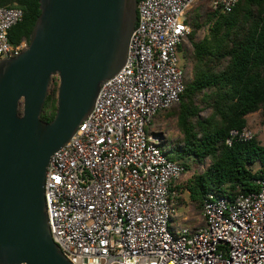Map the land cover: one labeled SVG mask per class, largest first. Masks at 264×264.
Listing matches in <instances>:
<instances>
[{
    "label": "built area",
    "instance_id": "1",
    "mask_svg": "<svg viewBox=\"0 0 264 264\" xmlns=\"http://www.w3.org/2000/svg\"><path fill=\"white\" fill-rule=\"evenodd\" d=\"M199 0H139L123 67L100 88L93 109L49 161L44 201L51 238L71 264H264V180L259 190L201 202L196 230L173 226L185 167L167 157L148 126L180 102L186 73L180 50ZM240 0H210L231 13ZM19 8L0 7V61L21 54L10 44ZM247 128L225 140L249 141Z\"/></svg>",
    "mask_w": 264,
    "mask_h": 264
},
{
    "label": "water",
    "instance_id": "2",
    "mask_svg": "<svg viewBox=\"0 0 264 264\" xmlns=\"http://www.w3.org/2000/svg\"><path fill=\"white\" fill-rule=\"evenodd\" d=\"M28 46L0 61V264H71L51 238L46 170L124 65L137 0H38ZM56 110L40 116L52 80Z\"/></svg>",
    "mask_w": 264,
    "mask_h": 264
},
{
    "label": "trees",
    "instance_id": "3",
    "mask_svg": "<svg viewBox=\"0 0 264 264\" xmlns=\"http://www.w3.org/2000/svg\"><path fill=\"white\" fill-rule=\"evenodd\" d=\"M38 6V0H0V7L23 12L22 20L8 31L10 44L28 42ZM206 22L207 35L193 42V72L173 113L181 134L172 148L175 161L185 171L189 170L185 160L209 161L202 173L177 187L179 196L187 191L199 207L208 192L225 197L248 194L258 191L257 181L264 180V145L254 137L225 144L231 130L247 127L250 114L260 111L264 125V0H240L229 14L210 10ZM199 27L192 23L191 42ZM56 92L53 79L40 116L44 122L53 119ZM202 108L210 110L208 117L199 115ZM256 163L259 168L254 170Z\"/></svg>",
    "mask_w": 264,
    "mask_h": 264
},
{
    "label": "rangeland",
    "instance_id": "4",
    "mask_svg": "<svg viewBox=\"0 0 264 264\" xmlns=\"http://www.w3.org/2000/svg\"><path fill=\"white\" fill-rule=\"evenodd\" d=\"M210 12L209 0H199L188 12V19L192 23L196 22L200 25L199 28L195 30L193 40L190 39L184 44L183 49L180 50L179 58L185 69L186 82L189 81L192 75V68L194 65V48L193 42L201 41L204 36L207 35L208 24L206 22L207 13ZM192 32V30H191ZM180 103V102H179ZM179 103L167 111L160 112L155 116L151 124L148 126L151 133L158 134L161 137V145L167 151V157L170 160H174L176 151L172 148L180 141L181 134L177 126L176 117L173 115L179 108ZM172 114V115H171ZM201 117H208L210 115V110L202 108L199 114ZM247 129L251 131L253 137L261 144L264 145V125H262L261 112H255L246 117ZM185 164L188 165V171H185L181 180L179 181V186L185 185V183L192 177L194 173H202L205 167L208 165L209 161L205 160L204 163L200 164L197 161L185 160ZM259 168L258 163L253 166L254 170ZM176 218L173 219V226L177 227H193L200 225L201 207L195 202H193L187 191H181L179 196V207L176 210Z\"/></svg>",
    "mask_w": 264,
    "mask_h": 264
},
{
    "label": "crops",
    "instance_id": "5",
    "mask_svg": "<svg viewBox=\"0 0 264 264\" xmlns=\"http://www.w3.org/2000/svg\"><path fill=\"white\" fill-rule=\"evenodd\" d=\"M200 218H201V216H200ZM202 224H203V221H202V219H200V225H198V227L196 226V224H194L195 226H193V227H188V228L191 229V230H196V229H198L199 227H201Z\"/></svg>",
    "mask_w": 264,
    "mask_h": 264
}]
</instances>
